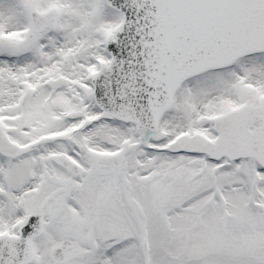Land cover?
<instances>
[{
  "label": "snow or ice",
  "instance_id": "1",
  "mask_svg": "<svg viewBox=\"0 0 264 264\" xmlns=\"http://www.w3.org/2000/svg\"><path fill=\"white\" fill-rule=\"evenodd\" d=\"M0 264H264V0H0Z\"/></svg>",
  "mask_w": 264,
  "mask_h": 264
}]
</instances>
